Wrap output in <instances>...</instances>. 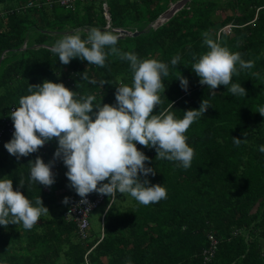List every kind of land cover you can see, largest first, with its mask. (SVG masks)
Segmentation results:
<instances>
[{
    "label": "trees",
    "instance_id": "16d2710c",
    "mask_svg": "<svg viewBox=\"0 0 264 264\" xmlns=\"http://www.w3.org/2000/svg\"><path fill=\"white\" fill-rule=\"evenodd\" d=\"M174 1L0 0V126L19 98L29 94V84L44 80L92 94L94 105L115 104V86L132 83L127 61L109 55L103 68L78 58L64 65L50 51L63 35L79 31L83 38L93 27L115 34V28L143 31L120 37L116 47L169 65L157 113L172 102L175 117L181 119L183 111L198 109L204 98L210 105L185 133L194 149L190 168L156 160L154 148L137 144L149 157L146 166L156 171L140 179L161 184L167 198L144 206L130 195L117 193L112 203L106 196L101 232L92 240L90 230V236L82 238L77 224L65 217L68 204L62 201L79 196L68 187L62 160H54L57 141L18 160L4 148L12 138L6 135L0 145V178L11 179L14 190L33 204L41 197L49 214L31 230L20 224L0 226V264H86L85 255L93 246L89 257L100 264H126L129 259L132 264H264V153L259 151L264 116L257 112L264 106V0H191L173 18L153 26ZM230 24L235 26L230 33L221 31ZM206 31L254 63L232 77L246 89V96H233L222 85L211 95L199 83L190 66L194 55L207 51L202 44ZM176 55L181 64L173 68ZM85 70L96 84L81 80ZM181 74L189 82L187 91L177 79ZM233 137L242 140L238 147ZM38 156L52 162L55 183L50 187L30 181L28 162ZM210 235L219 240L218 249L211 262H204Z\"/></svg>",
    "mask_w": 264,
    "mask_h": 264
},
{
    "label": "clouds",
    "instance_id": "9594fccd",
    "mask_svg": "<svg viewBox=\"0 0 264 264\" xmlns=\"http://www.w3.org/2000/svg\"><path fill=\"white\" fill-rule=\"evenodd\" d=\"M118 40V34L93 27L83 38L79 31L65 34L50 48L64 65L78 58L103 68L109 55L127 61L132 83L115 86L114 105L103 102L94 105V95H81L63 83L44 80L29 84V94L21 96L18 106L8 113L14 132L4 148L19 160L55 139L58 146L54 160H62L67 168L68 187L75 190L81 204H88V195L95 192L113 199L117 193L130 195L147 206L166 199L167 191L161 184L140 179L141 175H155L156 171L146 166L149 157L137 144L154 148L156 160L177 162L184 169L190 168L194 149L188 145L185 133L204 116L210 105L204 98L198 109L183 111L181 119L175 117L172 102L157 113L162 102L160 94L165 92L162 78L169 75V65L154 58L141 59L131 51L122 52L116 47ZM202 44L207 51L198 57L194 55L190 66L199 83L206 85L211 95L222 85L233 96H246V89L240 83H233L232 77L239 75L240 70L251 69L254 63L243 60L240 53L224 46L219 36L213 38L207 31ZM178 64H181L180 56L176 55L171 65L175 68ZM81 74L82 81L97 83L89 79L86 70ZM177 79L187 91V78L181 74ZM257 112L264 116V106H259ZM241 142L233 137L237 147ZM259 151L264 153V145L259 146ZM28 164L31 182L45 187L55 183L51 161L45 163L38 156ZM19 187L24 188L23 180H19ZM62 202L68 204L69 198L65 197ZM48 214L41 197L35 198L33 204L21 191L14 190L11 179L0 178V226L20 224L31 230L42 215ZM126 264H132L131 260Z\"/></svg>",
    "mask_w": 264,
    "mask_h": 264
},
{
    "label": "built area",
    "instance_id": "2783aa9c",
    "mask_svg": "<svg viewBox=\"0 0 264 264\" xmlns=\"http://www.w3.org/2000/svg\"><path fill=\"white\" fill-rule=\"evenodd\" d=\"M63 2L67 3L68 0H63ZM171 5H174V3H171ZM104 7L106 9V17L108 19V22H110L111 19L108 15L109 7L106 3L104 4ZM234 27L235 26L232 24L226 25V26L221 28V31H223L225 33H230ZM15 106H17V105H14L11 107V111L13 110V107H15ZM13 132H14V128H13V122H12L11 118H9V117L3 118L2 126H0V145L3 144L6 135L12 136ZM87 199H88V204H81L80 203V200H81L80 197L70 198V200L68 202L67 209L65 211V217L68 220L74 221L77 224L79 232H80L82 238H84V239H87L90 236L88 230L90 227V215H91V213L93 212V210H95L96 208H98L99 206H101L105 203L106 196L98 194L95 197H93V196L88 195ZM112 202H113V198L111 200V203ZM109 206H108V208H109ZM236 233L238 234L239 232H235V234ZM218 243H219V240L215 236L210 235V244L207 248L204 249V251L202 253V256L204 258V262H211L215 258L216 253H217V249H218ZM94 247L95 246H93L91 249H89L85 255L86 264H100L98 262H93L91 260V258L89 257V254L91 253V251L93 250Z\"/></svg>",
    "mask_w": 264,
    "mask_h": 264
},
{
    "label": "water",
    "instance_id": "95a60500",
    "mask_svg": "<svg viewBox=\"0 0 264 264\" xmlns=\"http://www.w3.org/2000/svg\"><path fill=\"white\" fill-rule=\"evenodd\" d=\"M190 0H179L178 2L174 3V5H171L153 24V26L158 27L164 22L170 20L173 18L179 11H181L186 4H188ZM111 18V16L109 15ZM115 31L118 32L119 38L128 36H137L141 34L143 31L136 30L135 32H129L128 29L125 28H115Z\"/></svg>",
    "mask_w": 264,
    "mask_h": 264
},
{
    "label": "rangeland",
    "instance_id": "374dc122",
    "mask_svg": "<svg viewBox=\"0 0 264 264\" xmlns=\"http://www.w3.org/2000/svg\"><path fill=\"white\" fill-rule=\"evenodd\" d=\"M178 1L179 0H175L174 2H170V6H171V3H176ZM223 2L227 3V0H223ZM226 12L228 14H232L233 10L232 9H230V10L228 9ZM220 14H222V13H220ZM218 20H219V18H218ZM105 206H106V203H104L103 205H101L100 207H98L97 209H95L91 213V216H90L91 227L89 229L90 232L92 233L91 240L94 239L96 236H98L100 234V232H101V216H102V213H103V211L105 209Z\"/></svg>",
    "mask_w": 264,
    "mask_h": 264
},
{
    "label": "bare ground",
    "instance_id": "6f19581e",
    "mask_svg": "<svg viewBox=\"0 0 264 264\" xmlns=\"http://www.w3.org/2000/svg\"><path fill=\"white\" fill-rule=\"evenodd\" d=\"M261 208V207H260ZM98 231V230H97Z\"/></svg>",
    "mask_w": 264,
    "mask_h": 264
}]
</instances>
